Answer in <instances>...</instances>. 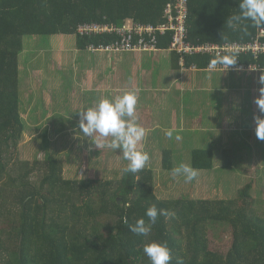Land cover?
<instances>
[{
	"label": "trees",
	"instance_id": "16d2710c",
	"mask_svg": "<svg viewBox=\"0 0 264 264\" xmlns=\"http://www.w3.org/2000/svg\"><path fill=\"white\" fill-rule=\"evenodd\" d=\"M173 2L0 0V264H150L143 247L153 241L166 242L172 257L169 264H264V215L256 211L260 201L253 197L251 184L242 187L235 200H162L154 193L155 175L149 168L123 173L114 181L67 179V160L16 159L26 128L20 113L24 38L76 36L77 50L88 52L121 38L115 34L82 37L79 26L123 28L131 23L158 28L167 23L165 8ZM238 4L239 0H189L188 42L215 46H241L258 39L264 42V26L246 22V32L227 26L226 20L239 13ZM172 42L171 32L158 33L152 45L155 52L169 51L174 72L238 74L251 73L250 68L264 70V54L237 53L236 63L227 71L220 65L212 69L210 62L216 56L170 51ZM238 67L245 70L235 71ZM42 141L47 147L55 145L48 138ZM191 156L194 169H213L212 149H194ZM230 156V149L222 150V169L232 170ZM162 167L173 171L171 149L163 150ZM153 205L175 216L159 215L147 237L132 233L129 226L137 220L148 223L145 213ZM212 223L229 228L231 247L224 255L210 250L207 232Z\"/></svg>",
	"mask_w": 264,
	"mask_h": 264
},
{
	"label": "rangeland",
	"instance_id": "374dc122",
	"mask_svg": "<svg viewBox=\"0 0 264 264\" xmlns=\"http://www.w3.org/2000/svg\"><path fill=\"white\" fill-rule=\"evenodd\" d=\"M23 44L24 50L20 55V113L26 122V128L16 159L67 160V165L64 166V178L67 179H121L128 162L124 160L120 150L91 146V139L87 142L83 140L84 136L81 138L84 134L80 132L79 121L80 112L94 106L99 100V97H95V91L86 87V75H94L104 69L100 68L99 62H109V75H112L119 62L131 54L78 51L76 36L25 37ZM163 69L166 71L168 65ZM160 72L161 68H156L153 77ZM261 75L264 73L191 71L177 75L178 78L183 76V88L181 83L173 85L168 80V92L175 90L173 99H168L173 107L167 109L168 121L163 125L171 129V125L175 124L170 118V112L174 110L179 116H184L186 132L182 138L179 133L172 132V137L167 140L170 143H164L166 140L163 138L167 136L165 132L154 133L153 127L145 128L151 121L140 125L146 130V134L138 144V150L149 154L150 159L144 168L151 169L155 175L156 196L162 200L181 197L195 200H235L238 191L251 184L253 197L260 201L256 211L259 215H264V153L263 156L260 153L258 157L251 155L252 149H255L253 145L264 152V139L259 138L254 130L255 118L259 117L255 111L258 96L256 90L264 88L260 81ZM145 109L148 108L145 106ZM143 111L144 108H141L140 118ZM193 115L199 116L198 125L207 126L210 131H194L193 124L189 125ZM262 116L264 118V112ZM147 118L143 116V120ZM151 119L154 121V118ZM207 120L209 123L206 125ZM139 121L137 118V123ZM64 128L71 130L72 137L62 144L60 136L63 134L53 131ZM96 135L98 134H94L92 139ZM43 138L50 139L49 142L55 145L47 147ZM102 139L107 144L112 138ZM198 148H210L214 151L211 171H198L196 179L186 183L182 176H174L173 171L163 169L164 149L172 150L176 168L182 163L191 166V153ZM224 149L231 150L229 159L232 170L229 171L221 168V153ZM207 239L210 250L222 255L231 247L230 232L226 226L209 224Z\"/></svg>",
	"mask_w": 264,
	"mask_h": 264
},
{
	"label": "clouds",
	"instance_id": "9594fccd",
	"mask_svg": "<svg viewBox=\"0 0 264 264\" xmlns=\"http://www.w3.org/2000/svg\"><path fill=\"white\" fill-rule=\"evenodd\" d=\"M239 13L230 16L226 24L230 29L241 31L247 30L251 22L254 26H264V0H239ZM223 38V37H222ZM237 61V53L230 50L222 56H218L210 63L213 67L220 65L226 70L230 65ZM260 81L264 84V75H261ZM262 97L257 100L262 112H264V88H261ZM137 97L134 92L126 91L112 99L107 97L99 99L94 106L80 112L79 129L85 136L92 138L98 134L91 143L101 149L107 147L114 151L120 150L127 166L123 169L124 173H137L148 163L150 157L145 151L138 150V144L144 139L146 130L137 123L135 115ZM256 133L261 139H264V118L256 117ZM171 138V130L166 132ZM111 137L110 142L105 144L102 138ZM198 170L188 164H180L173 169L174 176H182L186 183L196 179ZM148 223L144 219H139L135 225H130V231L138 236H149L152 226L157 223L158 216H175L174 212L158 210L155 205L146 210ZM144 254L148 257L150 264H169L171 260L170 249L166 242L145 243L143 247ZM178 264L180 262L178 261Z\"/></svg>",
	"mask_w": 264,
	"mask_h": 264
},
{
	"label": "crops",
	"instance_id": "0c3cea01",
	"mask_svg": "<svg viewBox=\"0 0 264 264\" xmlns=\"http://www.w3.org/2000/svg\"><path fill=\"white\" fill-rule=\"evenodd\" d=\"M169 60H171V54L169 53V51L148 53L143 52L133 55L131 54V56L124 58V61L119 62L118 68L114 70L115 72L113 71L112 75H109V72L111 71V68H109V62H99V64H101L100 68L103 67L104 69H102L100 72H95L94 75H86V87H91V90L95 91V93L97 94L96 95L94 93L95 97H99V99L105 97H109V99L114 98L126 91L134 92L137 97L135 115L140 120L138 123L139 125H141L142 123L147 124L149 120L152 123L149 122L145 126V128L148 126V128L153 127L154 133H166L167 131L171 130L172 132L179 133V137L182 138L183 134L186 132V127L184 125L186 123V120L184 122V116H179L177 111L175 112L174 110H172L170 112L171 121L172 123H175L171 125V129H168L163 125L164 122L168 121L167 109L173 107V104H169L168 99L172 98L173 91L175 90L174 89L168 92V80L170 81V83L172 82L173 85H177L178 83H181V87L183 85V76H181V78H178L177 75H182L184 72H174L171 68V65H169ZM166 65H168V69L164 71L163 67H165ZM156 68H161V72L159 74H156V77L154 78L153 73H155ZM251 73H264V71H252ZM92 80L94 81L92 82ZM166 86L167 88H165ZM142 93H146L147 95H142ZM256 93L258 95V100L262 97L261 89L256 90ZM261 103H264V100H261ZM145 106L148 109H145ZM141 108H144L142 118H140ZM255 111L256 113H258L259 117L263 118V112L257 104V101L255 104ZM144 115L145 117H148L146 120H143ZM211 116H213L212 113ZM151 117L154 118V121H152ZM198 120L199 116L197 115H193L189 120V125L191 126L193 124L194 131H197L198 129L204 133L210 131L207 126L198 125ZM150 123L152 124V126L150 125ZM208 123L209 122L207 120L206 125ZM255 128L254 130L256 133ZM62 132L63 135L60 137L63 141L62 144H64V141H70L69 139L72 137V134L71 130ZM81 138H83V140H87V142L92 139L85 135H82ZM163 139L166 140L164 143H170L169 141H167L170 140L168 136H164ZM90 145L94 146L92 143H90ZM253 146L255 149H252V157L254 155L255 157H258L260 153L261 156H263L264 152H262L261 149H257L255 145Z\"/></svg>",
	"mask_w": 264,
	"mask_h": 264
},
{
	"label": "built area",
	"instance_id": "2783aa9c",
	"mask_svg": "<svg viewBox=\"0 0 264 264\" xmlns=\"http://www.w3.org/2000/svg\"><path fill=\"white\" fill-rule=\"evenodd\" d=\"M188 4L189 0H174L165 8V18L167 23L155 28L151 25H134L126 24L123 28H116L113 26L99 25V24H83L78 27V34L82 37H93L95 35H118L121 40L115 43L100 48H91L92 52H109L122 53L123 51H155L152 44L156 43V34L161 35L171 32L173 34V42L170 51L178 52L179 54L195 55V54H209L213 56H220L230 50H235L236 53H253L256 57L264 54V42L256 40L250 44L244 45H225L215 46L212 44L192 45L188 42ZM218 65L212 67L217 69ZM230 71L228 67L226 69ZM245 69L238 67L237 72H242ZM249 71H264L256 68H250Z\"/></svg>",
	"mask_w": 264,
	"mask_h": 264
}]
</instances>
